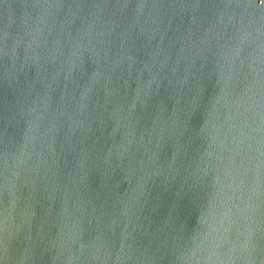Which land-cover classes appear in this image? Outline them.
I'll list each match as a JSON object with an SVG mask.
<instances>
[{
  "label": "water",
  "instance_id": "95a60500",
  "mask_svg": "<svg viewBox=\"0 0 264 264\" xmlns=\"http://www.w3.org/2000/svg\"><path fill=\"white\" fill-rule=\"evenodd\" d=\"M0 264H264V0H0Z\"/></svg>",
  "mask_w": 264,
  "mask_h": 264
}]
</instances>
